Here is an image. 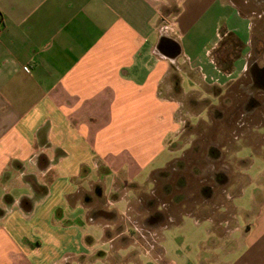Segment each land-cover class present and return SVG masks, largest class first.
<instances>
[{
  "label": "crops",
  "instance_id": "obj_1",
  "mask_svg": "<svg viewBox=\"0 0 264 264\" xmlns=\"http://www.w3.org/2000/svg\"><path fill=\"white\" fill-rule=\"evenodd\" d=\"M228 33L239 56L229 41L219 50ZM250 55L251 18L230 0H0V264H264V171L250 175L249 159L241 173L258 186L243 222L218 204L185 207L209 222L185 249L162 235L153 201L135 208L183 129L202 124L191 106L218 101L222 122L221 100L255 97ZM243 129L256 135L225 147L264 160V124Z\"/></svg>",
  "mask_w": 264,
  "mask_h": 264
},
{
  "label": "rangeland",
  "instance_id": "obj_2",
  "mask_svg": "<svg viewBox=\"0 0 264 264\" xmlns=\"http://www.w3.org/2000/svg\"><path fill=\"white\" fill-rule=\"evenodd\" d=\"M230 1L238 7L241 14L251 18V55L249 57V64L251 65L252 62L253 64L244 76V81L247 79V85L245 82L243 87L247 86L248 90L253 93L255 96L253 97L254 100H252V97L248 99L243 98L240 90H238V94L234 93L232 99H228L227 101L221 100V111L224 113L222 122L215 118L214 105L218 104V101L214 102L213 100L206 101L205 99H201L198 107L193 108L191 106V111L196 113L192 118V124H202L196 130V126L191 127V132H188L187 127L183 129L184 131L178 140L179 145L169 155V160L172 161L170 164L171 173L165 177H160L157 174L149 183H142L144 185L141 189L143 191V195H141L143 204L137 203L135 206L139 210H142V208L147 209L146 202L153 201V208H150L149 211L155 210L156 212L157 208L166 216V226L170 225L162 229V235L168 238L170 245L171 242H174L181 246L179 248H182L183 245L184 249L186 246L184 242H193V237L203 238L206 236V227L209 222L207 219L202 220L201 226L198 227L194 221V217L182 216L181 213L183 212L181 211L183 208L191 207L193 204L202 205L203 207H206L208 204H211V206L218 204L217 207L221 208L223 212L219 213V215H222L223 220L229 218L228 216L234 213L233 218L230 216L233 219L232 221L242 223L247 214L250 202L256 194L254 192L257 190L256 187L258 185L247 181V177L241 173L245 165L240 163L239 159H249L251 161V166L246 169L250 175L263 174L264 171V160H261V157L252 148L243 145L242 141L237 142L233 140L231 143H234L233 145L236 144V146L225 147L229 142L228 139L230 136H248L247 138L249 139L251 135H256L245 132L243 129L245 125L259 126L264 124V91L260 90L262 89L261 86H249V83L254 81V77L253 79L250 77L253 72L252 68L255 66L258 68L264 66V0ZM223 11L225 13V10ZM210 20L214 24L215 19L207 20V26L201 28L204 31H202L199 37L200 44H207L208 47L212 46L209 44V40L212 39L213 33ZM227 39L225 37L223 43ZM236 54L239 56V52ZM247 111H252V114H246ZM220 123L223 126H220ZM241 124H244V126H240ZM200 126L202 127L200 128ZM220 130H223L220 133L222 134L223 141L221 144L215 142V146L212 147L215 148L217 153H220V158L213 159L211 157L213 149L207 144L217 136V132ZM260 138L264 140V136H260ZM181 139L183 141H180ZM186 140L191 141L193 146L186 147L187 145H183ZM198 142L199 145L197 147L196 143ZM257 148L259 149V147H255L256 150ZM217 173L222 174V179L218 181L215 177ZM137 181L140 182L141 180L137 179ZM166 187L170 192L169 194H164ZM204 187H208L209 190L203 192ZM146 191L149 194H146ZM139 193L138 191L137 195ZM231 205H236L237 208H232ZM171 216L172 220L174 219L173 223L170 222ZM176 221L179 223H176ZM140 224L141 226L138 227V230L141 232L140 234L143 236L148 235L147 230H149V226L147 223L142 222ZM139 237L140 235L138 234L136 238ZM213 238V236L209 237V243ZM98 246H101V243H98ZM127 264H131V262Z\"/></svg>",
  "mask_w": 264,
  "mask_h": 264
},
{
  "label": "trees",
  "instance_id": "obj_3",
  "mask_svg": "<svg viewBox=\"0 0 264 264\" xmlns=\"http://www.w3.org/2000/svg\"><path fill=\"white\" fill-rule=\"evenodd\" d=\"M227 38H228L227 41H229L231 43V45H232V54H233V56H235V55L237 56V54L234 51H236L237 49L238 50L241 49L242 42L237 37H235V35L233 33H228ZM223 44L224 43L222 41L221 44H220L219 50L221 49ZM219 61H220V58H219ZM220 63H222V62L220 61ZM170 173H171V167L169 165L166 169L161 170L158 174H159L160 177L161 176L165 177V176H168ZM215 177H216V180L218 181L219 179H222V174L221 173H217V174H215ZM206 188L204 187V189H203L204 191L203 192H207L209 190L208 187H206ZM169 193L170 192H169V190L166 187V189L164 191V194H169ZM180 196H182V195H180Z\"/></svg>",
  "mask_w": 264,
  "mask_h": 264
},
{
  "label": "flooded vegetation",
  "instance_id": "obj_4",
  "mask_svg": "<svg viewBox=\"0 0 264 264\" xmlns=\"http://www.w3.org/2000/svg\"><path fill=\"white\" fill-rule=\"evenodd\" d=\"M252 75L254 77V81L250 82L249 86L251 85V87H254L258 85L263 88L264 87V66L261 68H258V67L253 68ZM252 100H254L253 97H252Z\"/></svg>",
  "mask_w": 264,
  "mask_h": 264
}]
</instances>
